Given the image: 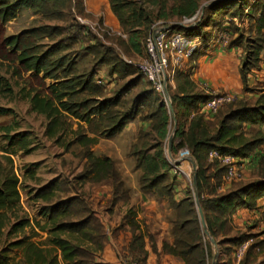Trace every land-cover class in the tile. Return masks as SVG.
I'll use <instances>...</instances> for the list:
<instances>
[{
  "label": "trees",
  "instance_id": "trees-1",
  "mask_svg": "<svg viewBox=\"0 0 264 264\" xmlns=\"http://www.w3.org/2000/svg\"><path fill=\"white\" fill-rule=\"evenodd\" d=\"M202 1L111 0L113 9L128 34L129 45L136 53H142V45L145 44L152 26L157 21L170 22L169 20L174 18L179 20L184 16H192L200 10ZM236 5L239 10L249 5V3L248 0H212L205 8L204 17L198 23L199 25L192 29H184L182 26L174 27L178 30H186L190 34H202L206 40L210 34L209 32H202V29L214 23V17L218 12ZM256 5H260V11H258V14H252L251 17L257 37L246 39L247 49L241 68L245 85L248 83L250 71L253 68L260 67L261 53L264 49V1L261 4L260 1L251 4L250 8L254 9ZM25 7L35 9L37 12L60 15L61 18L67 15V10L77 12L78 16L84 14L79 0H0L1 21L6 23L15 19L20 10ZM79 25L78 29L88 32L87 26ZM49 27H31L19 34L5 38V46L13 55L14 63L18 65L17 71L22 69L34 73L36 76L43 75L44 79L57 80L56 83L48 86L51 93H46L42 88H37L27 91L25 94V97L30 101L31 108L37 113L44 114L48 119L45 134L50 138H55L56 141H62L68 130L64 117L68 115L90 124L92 128L90 127V130H88L96 134L101 133L107 137H113L121 132L127 122L133 119L135 115L133 111L129 110L120 114L113 113L115 105L112 103L113 100L107 98L99 100L95 106H90L86 99L82 102L72 101L77 93L87 89L94 88L96 93L101 91L98 85L92 84L96 76L94 71L83 73L85 78L78 82L79 79L76 76H70L69 74L73 71V66L69 64L61 68L62 58L53 62L48 60L53 49L40 53L37 51L39 44L34 45L33 40L38 41L44 35L51 36L62 31L60 26ZM43 30L42 36L41 31ZM75 36L77 37V34ZM241 42V37H237L232 40L230 46L232 48L238 47V45H242ZM58 69H63L61 74L58 73ZM188 73L177 70L174 77V80L177 79L178 83L186 77L189 84L186 87L178 84L179 94H175L172 98L178 118L172 152L177 155L182 149H188L197 159L199 167L198 190L201 205L212 236L217 240L218 245L222 246L228 243L226 242V236L228 230H232V217L236 209L246 207L253 210L258 206L259 199L264 197V178L246 184L236 191L220 194L221 172H225V168L220 164V170L210 172V165H206L204 162L208 161L209 151L212 149L232 153L241 158L255 156L257 153L255 157H257L260 171L264 177V151L258 149L257 152H253L251 150L254 148V143L247 139L244 130V124L264 122V95L260 96L254 105H248L247 102L240 103L237 108L227 113L215 125L210 118L199 112L200 104L209 95L190 93L194 89L195 83L189 77L191 74ZM8 85L7 80L0 75V92L5 89L11 90V84L7 87ZM89 107L90 109H88ZM182 108L184 111H190L186 117L187 120L184 122L181 120L180 109ZM80 109L82 111L87 109V111L81 113ZM157 109L160 118L153 131L157 133L158 140L156 138L155 140L152 139L154 142L148 144V141L145 142L143 139L151 140L149 138L150 134L141 130L138 132L137 140L131 151V155L136 157V168L142 170L140 176L142 190L158 197L167 198L170 206L175 211L172 226V234L175 240L173 244L165 243V250L182 258L185 264H212L213 247L202 229L191 190L189 189L184 197L176 200L174 180H171V184L162 185V182L170 177L168 171L171 164L164 155V144L169 134L170 113L165 102H160ZM8 112L12 113L13 110L0 107V113ZM4 127L7 130L11 129L9 126ZM88 130L84 127L80 134L77 130H74V133L77 134L76 138L66 143V147L69 148L72 143L79 142L85 149L84 157L88 160V164L81 177L92 182L110 180L114 188V202L127 201L128 191L114 159L109 156H100L90 150V145L98 142V135L90 137L85 132ZM9 140L10 146L22 149H29L28 147L33 143L22 132L10 135ZM153 149L155 153L151 154L150 151ZM31 173L34 174L35 171L31 170ZM21 184L22 180L17 173L0 166V236L3 235L4 228L7 225V211L13 210L21 203ZM32 193H34L35 199L47 202L41 208V211L52 224L51 228L54 231V236L51 238V243L60 251V255L53 254L49 249L45 250L44 253L43 248L34 243H29L24 246L26 262L30 264H108L96 259V252L104 246L105 231L95 215L94 209L84 199L78 195L56 199V179L49 181ZM135 214L136 212L132 207L127 210L125 216L128 224L134 229L137 227ZM28 224L27 219L20 220L11 226L8 234H12L20 228L23 229ZM224 228L225 232H223ZM62 234H66L68 237H63ZM71 237L78 240L75 241ZM141 239L142 236H134L132 247L139 250L142 259L138 261L143 264L145 252ZM230 239L231 242L229 243L233 247L238 246L243 241V237L234 236ZM86 243H92L95 250ZM24 244L25 240L20 239L3 248L0 251V264H7L9 252L14 247L23 246ZM256 247H258L257 244L252 245L248 254L251 255ZM222 263H224L223 260L218 261V264ZM243 264H264V260L260 262H257V260H244Z\"/></svg>",
  "mask_w": 264,
  "mask_h": 264
},
{
  "label": "rangeland",
  "instance_id": "rangeland-1",
  "mask_svg": "<svg viewBox=\"0 0 264 264\" xmlns=\"http://www.w3.org/2000/svg\"><path fill=\"white\" fill-rule=\"evenodd\" d=\"M211 1L203 0L201 2L200 10L203 12L201 20L204 17L205 8ZM259 1L261 4L264 0H248L249 5L244 8L242 7L238 10L236 5L218 12L214 17L215 25L210 26V28H203L202 32L206 30V32L211 34L212 38L215 35L214 42H216V34L221 35L223 39L222 45L227 49L231 47L232 40L241 37L242 45H238V48L242 50L243 63L247 49L246 39L257 37L251 16L252 14H258L260 5H256L254 9L250 8V5ZM76 13L67 10V15L61 18L60 15L37 12L35 9L25 7L20 10L15 19L9 22L3 23L0 19V75L9 83L7 87L11 84V90L5 89L0 92V107L13 110L12 113H0V166L17 173L22 180V200L19 206L7 211V225L4 228L3 235L0 236V251L8 247L11 242L20 239L25 240L23 246L14 247L9 252L7 264H30L25 261L27 259L24 253V246L29 243H34L38 247L43 248L44 253L45 250L49 249L53 254L60 255V251L51 243V238L54 236V231L51 228L52 224H48L45 216L41 215V208L47 202L35 199V195L32 193L49 181L57 180L56 199L79 194L91 208H95V203L92 202L94 201L92 193L95 184L89 179L81 177L88 164V160L84 157L85 149L79 142L72 143L69 148L66 147L67 142L76 138L77 134L74 133V130H77L78 134H80L84 127L90 130L91 126L81 119L68 115L64 117L68 130L62 141H56L55 138H50L45 134L48 119L44 114L37 113L31 108L30 101L25 97V94L27 91L37 88H42L44 92L51 93L48 86L56 83L57 80L44 79L43 75L36 76L34 73L22 69L17 71L18 65L14 63L13 55L5 46V38L7 36L19 34L25 29L36 26H50L49 28L60 26L62 28L61 33L57 32L51 36H43L44 30H46L43 27L45 28L41 31L43 37L41 36L42 38L38 39V41L33 40L34 45L39 44L37 51L40 53L53 49L48 60L53 62L62 58L61 68L69 64L73 66L74 69L69 74L70 76H76L79 79L78 82L85 78L83 73H88L91 70L95 72L96 76L92 84L98 85L101 91L96 93L94 88L91 90L87 89L77 93L72 101L82 102L86 99L90 106H95L99 100L107 98L111 101L113 100L112 103L115 105L113 113L120 114L130 110L135 114L133 119L127 122L123 130L113 137H107L101 133L96 134L89 130L85 131L90 137L98 135V142L90 145V150L101 156L110 155L114 159L122 178L125 173L130 182H132L131 179L133 177L135 181L140 178L142 170L136 168L137 161L136 157L131 155L133 145L129 147L130 142L133 141L134 144L135 140H137L138 132L141 130L150 134L149 138L151 140L143 139L145 142L148 141V144L154 142L155 138L158 140L157 133L153 131L160 118L157 108L160 102L166 103L170 113V123L169 134L164 144V155L170 162L171 167L168 171L170 177L163 181L162 185L171 184V180H174L173 184L176 187V194L185 196L190 189L195 201L193 189L194 166L191 160L189 162L188 159H184L186 154L190 157L194 156L188 149H182L177 155H174L170 150V138L178 127L176 106L173 104L172 98L175 94H179L178 84L183 87L188 86V79L185 77L179 83L175 79L174 84L167 82L164 91L157 90L148 79L143 77L136 67V63L141 61L146 55L144 43L142 45V53H136L129 45L128 34L124 28L120 33L112 32L105 27H101L99 23H86L84 14L78 16ZM173 20H176V18L171 21ZM78 24L87 26L88 32L78 29ZM76 34L78 39L80 38L79 40L75 36ZM192 34L195 35L194 33ZM195 55L192 59L195 58ZM192 59L184 64L182 68L189 65L188 68L191 69L190 64L193 65ZM189 69H184L183 72L191 74ZM62 70L58 69L57 71L61 74ZM252 70L248 78L252 74ZM189 77L195 83V87L190 93L210 95L207 92L209 91L207 86L202 88L192 75ZM258 79L256 80L255 78L251 84L247 83V94L243 95V97H240L239 92H232L236 95V99L231 103L225 104L214 114V119H211L212 122L217 125L227 113L237 108L242 102L254 105L258 98L264 95V76ZM85 111L87 109H83L80 112L84 113ZM180 111L182 114L181 120L184 122L187 120L186 117L190 111H184L183 108ZM4 126H9L11 129H4ZM244 130L247 139L254 143V148L251 150L253 152H257L258 149L264 151V122L244 124ZM16 132L24 133L25 136H28L33 141L28 147L29 149L9 145V136ZM150 153L154 154L155 150L153 149ZM205 163L210 165V172H217L221 169L220 163L216 160L208 158ZM31 170L35 171V173H31ZM263 178L259 162L248 168L244 166L239 175L233 179H227L225 172L222 171L221 180L224 190L219 192L224 194L236 191L246 184ZM263 201L264 197L260 198L258 206L253 209L256 210L257 217L251 218V220L240 226L232 221V230H228V235L226 236V242L228 243L219 246L214 238L217 242V250L220 252L219 260L224 262L222 264H243L244 260H264ZM23 219H27L29 224L23 229L20 228L12 234H8L11 226ZM223 232H225V228ZM61 236L68 237L66 234ZM234 236L243 237V241L236 247L231 246L229 243L231 242L230 238ZM72 239L78 240L74 239V237ZM255 244L258 247L253 249L251 255L248 254L250 247ZM221 251H223L222 254ZM214 253L212 260L214 259Z\"/></svg>",
  "mask_w": 264,
  "mask_h": 264
},
{
  "label": "crops",
  "instance_id": "crops-1",
  "mask_svg": "<svg viewBox=\"0 0 264 264\" xmlns=\"http://www.w3.org/2000/svg\"><path fill=\"white\" fill-rule=\"evenodd\" d=\"M79 1H81L86 23H99L101 27L117 33L123 30L111 0ZM215 23L214 18L212 25H215ZM241 51L238 47L227 49L218 42L208 41L203 44L202 48L196 53L195 58L192 59L193 65L190 64V68H192L189 69V65H187L182 70L189 69L191 75L202 88L206 86L209 88V91H207L209 93L217 91L239 92L240 97H243L247 94V87L242 78ZM260 62V68L252 70L248 83L251 84L255 78L259 80V77L264 76V49L261 53ZM208 118L214 119L213 115L208 116ZM132 145L133 141L130 142L129 147ZM107 156L111 157L110 155ZM255 156L242 158L245 168L258 163ZM188 157H190L188 154L184 156L185 159H188ZM123 180L128 191V200L117 202H114V188L110 180L93 182L95 184L92 193V199L94 200L92 202L95 203L93 209L105 231L104 246L96 252V259L108 264H124L127 262L141 264L138 261L142 259L139 250L132 247L134 236L138 235L142 236L141 243H143L145 252L143 264H185L182 258L165 250V243L173 244L175 240L172 234L175 211L170 206L168 199L144 192L140 184V178L135 181L133 177L132 182H130L125 173ZM222 190H224V185L219 188V191ZM72 195H78L82 198L79 194ZM182 197L184 196L175 195L176 200ZM84 201L87 203L86 200ZM132 207L136 212L137 227L135 229L125 219L127 210ZM41 215L43 216L42 211ZM255 217H257L256 210L239 207L234 212L232 221L240 226ZM45 218L48 224H51L49 219ZM206 237L210 240L207 235ZM86 244L95 250L92 243ZM212 247L213 252H215L213 244ZM260 261L262 260H257V262Z\"/></svg>",
  "mask_w": 264,
  "mask_h": 264
},
{
  "label": "built area",
  "instance_id": "built-area-1",
  "mask_svg": "<svg viewBox=\"0 0 264 264\" xmlns=\"http://www.w3.org/2000/svg\"><path fill=\"white\" fill-rule=\"evenodd\" d=\"M203 12L198 10L192 16H184L179 20L165 22L157 21L151 28L145 41L146 55L136 63L138 71L148 79L153 86L164 91L167 82L174 84L177 70L182 69L194 55L202 48L205 42H214L210 36L206 40L202 34H190L186 30H178L174 26L193 28L198 25ZM217 32V29H216ZM216 42L222 44V36L216 34ZM236 99L232 92L217 91L210 93L209 97L200 104L199 112L206 117L216 114L225 104ZM209 158L218 161L225 168L227 179H233L239 175L244 163L241 157L219 149L209 151ZM124 264H134L127 262Z\"/></svg>",
  "mask_w": 264,
  "mask_h": 264
},
{
  "label": "water",
  "instance_id": "water-1",
  "mask_svg": "<svg viewBox=\"0 0 264 264\" xmlns=\"http://www.w3.org/2000/svg\"><path fill=\"white\" fill-rule=\"evenodd\" d=\"M184 29H192V28H184ZM175 134H176V131L173 132L172 137L170 138V150L171 151H172ZM188 159L192 161L193 166H194V184H193L194 197H195V202L198 208V213H199V218H200V222L202 225V229L204 233L210 238L214 246V249H215V254H214V259L212 261V264H218L220 252L217 250V242L215 241L214 237L210 233L209 227L206 222L205 213L201 207L200 198H199L198 180H197L198 179V163H197L196 158L194 157H188Z\"/></svg>",
  "mask_w": 264,
  "mask_h": 264
}]
</instances>
